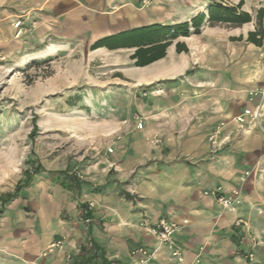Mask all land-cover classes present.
I'll return each instance as SVG.
<instances>
[{"label":"crops","instance_id":"crops-1","mask_svg":"<svg viewBox=\"0 0 264 264\" xmlns=\"http://www.w3.org/2000/svg\"><path fill=\"white\" fill-rule=\"evenodd\" d=\"M210 1L153 0L143 5L140 0H23L22 4L29 14L36 11L42 38L51 35L58 38L57 44L86 48L97 39L135 27L189 21L207 13ZM261 7L264 0H246L243 10L253 14ZM205 22L200 34L180 36L164 58L135 67L128 76L140 97V86L178 81L153 87L143 99L135 97L128 115L117 105H111L110 113L100 112L97 128L105 141L91 146L84 159H69L57 172L42 167V181L32 186L35 194L25 189L13 201L7 211L26 205L20 236L37 239L35 247L23 253L25 262L66 264L70 255V264H133L130 253L138 246L157 249L149 264L264 262V133L256 128L243 133L235 121L256 104L249 92L264 86V45L245 42L253 22L243 25L244 32ZM178 41L189 51L177 52ZM124 49L100 47L91 52L106 55ZM136 112L143 128L137 127ZM93 117H98L96 110ZM217 126L228 139L220 151L211 153L208 135ZM257 167L261 171L245 177ZM234 190H241L239 202L223 208L217 193L233 196ZM89 202L94 206L90 222L85 223L83 211ZM162 217L188 220L167 246L159 245L139 225L144 218L156 222ZM238 219L244 224L236 225ZM256 234L261 239L250 259L249 240ZM61 238L62 247L42 255ZM23 240L21 251L28 241ZM12 241L15 248L17 239ZM175 248L181 250L183 262L172 258Z\"/></svg>","mask_w":264,"mask_h":264},{"label":"rangeland","instance_id":"rangeland-1","mask_svg":"<svg viewBox=\"0 0 264 264\" xmlns=\"http://www.w3.org/2000/svg\"><path fill=\"white\" fill-rule=\"evenodd\" d=\"M140 1L143 4V0ZM22 2L0 0V207L3 206L0 213V264H30L22 255L37 243L35 236L19 234L20 222L24 218L21 213H25L26 205L18 208L13 205L7 211L21 193L5 204L1 201L3 196L29 180L39 162L44 169L54 173L66 166L69 159L81 156L84 159L91 146L104 142L100 140L97 128V121L102 117L100 112L110 113L111 105H117L123 114L128 115L135 97L143 99L153 88L145 89V86L156 83L157 87L179 80H161L140 86L138 90L143 94L140 97L128 77L137 67L130 59L134 49L96 55L91 52L90 45L86 48L70 47L66 43L57 44L58 38L53 39L51 35L42 38L36 11L29 14ZM152 2L149 0L148 5ZM206 12L208 17V9ZM207 17L206 25L210 24ZM252 22L255 29V21ZM215 24L228 30L239 28L226 23ZM243 25L238 32H244L246 27ZM53 43L55 45H51ZM239 43L242 44L236 41ZM54 48L57 50L53 51ZM93 110L98 117L92 118ZM134 115L139 116L137 112ZM34 124L38 126L36 130H33ZM39 176L40 172H36L21 191L26 189L35 194L32 186L42 181ZM50 176L52 174L46 177ZM79 176L82 178L81 172ZM28 218L33 219L31 214ZM256 236L261 239L260 235ZM14 239L18 243L15 248L11 244ZM23 239L28 241L21 251ZM61 240L64 243V238ZM52 243L43 250V256L53 249Z\"/></svg>","mask_w":264,"mask_h":264},{"label":"trees","instance_id":"trees-1","mask_svg":"<svg viewBox=\"0 0 264 264\" xmlns=\"http://www.w3.org/2000/svg\"><path fill=\"white\" fill-rule=\"evenodd\" d=\"M246 0H239L238 3L224 4L221 0H211L208 6V17L206 13L200 12L189 21H183L175 24L154 23L135 27L129 30L121 31L116 34L108 35L97 39L90 44V50L100 47L108 49L129 48L134 49L130 59L134 66H147L167 54L168 47L180 36H189L191 34H200L206 17L210 24L226 23L231 27H240L243 24L255 21V29L248 32L247 41L255 45H262L264 35V7L256 10L255 15L243 10ZM236 40L242 39L234 38ZM177 52H188L189 49L184 42L176 43ZM156 85L145 86V89L152 88ZM38 128L34 124L33 130ZM36 172L42 171L41 164L36 166ZM34 175H30L29 180L19 184L13 192L5 194L2 203L12 200L21 193V189L26 186ZM3 212V206L0 207V213ZM90 213V212H89ZM89 213L87 215H89Z\"/></svg>","mask_w":264,"mask_h":264},{"label":"built area","instance_id":"built-area-1","mask_svg":"<svg viewBox=\"0 0 264 264\" xmlns=\"http://www.w3.org/2000/svg\"><path fill=\"white\" fill-rule=\"evenodd\" d=\"M149 0H143V5H148ZM263 43H264V35H263ZM146 94V93H145ZM249 97L251 100L256 99V104L254 108L244 114H240L235 118V121L239 125V130L243 133H249L254 128L261 130L264 133V86L260 88H255L249 92ZM138 118V116H137ZM138 128H143V122L138 118L137 123ZM227 137L222 136V126H217L213 131H211L208 135V141L210 145L211 153H216L220 151L227 143ZM160 140H156L155 143H159ZM109 152H112V148H108ZM264 152V148H263ZM261 171V168L257 167L252 170H248L245 172V177L250 176L255 171ZM241 198V190H234L233 196H226L222 193H217V200L221 204L223 208H232L235 203L239 202ZM93 202H89L88 205L84 208V216L85 221L90 222V217L87 215L91 209L93 208ZM188 224V220H183L182 222H176L172 219L162 217L156 222H150L147 219H142L139 225L148 230V232L153 235L158 244L161 246L169 245L174 235L179 232L185 225ZM244 224L242 219H238L236 221V225ZM250 249L247 252V257L252 259L253 257V248L255 244L258 242V238L256 235L252 236L249 240ZM63 245V240H55L52 243L53 248H60ZM157 253V249L151 250L143 246H138L131 251V257L134 258L133 264H149L151 259L155 257ZM172 258H176L179 262H183V255L181 250L175 248L171 251ZM71 257L70 255L67 257V263L70 264Z\"/></svg>","mask_w":264,"mask_h":264}]
</instances>
